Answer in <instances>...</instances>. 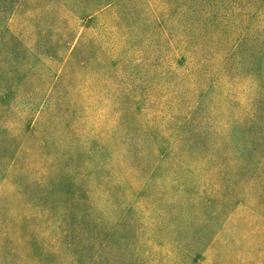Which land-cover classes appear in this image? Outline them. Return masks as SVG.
Masks as SVG:
<instances>
[{"label": "rangeland", "instance_id": "obj_1", "mask_svg": "<svg viewBox=\"0 0 264 264\" xmlns=\"http://www.w3.org/2000/svg\"><path fill=\"white\" fill-rule=\"evenodd\" d=\"M132 1L140 21L130 28L129 42L120 41V5L78 20L84 46L94 37L111 47L112 59L125 54V87L139 109L141 135L130 140L117 127L113 92L108 105L86 91L75 93L84 107L82 131L105 137L114 152L108 177L65 185L37 204L38 191L30 189L50 183L32 131L40 90L18 91L8 109L0 105V142L26 146L9 170L0 171V180L9 175L0 203V264H264V71L228 73L212 83L191 119V128L201 132V145L193 147L189 134L179 137L177 129L197 102V67L164 37L145 35L181 0ZM32 3L26 0L28 7ZM218 3L234 8L231 21L248 27L251 40L264 42V0ZM22 24L14 16L12 29ZM256 49L264 65V46ZM150 129L153 158L164 153L152 177L151 162L143 161L146 147L136 153L134 168L126 162L131 143L142 145Z\"/></svg>", "mask_w": 264, "mask_h": 264}, {"label": "trees", "instance_id": "obj_2", "mask_svg": "<svg viewBox=\"0 0 264 264\" xmlns=\"http://www.w3.org/2000/svg\"><path fill=\"white\" fill-rule=\"evenodd\" d=\"M218 2L181 0L180 7L173 14L165 15L161 21L156 17L151 30L145 33L148 37L154 34L164 37L175 50L186 55L189 65L197 67L199 77L193 81L198 92L197 102L189 115L180 119L177 129L179 137L189 134L188 142L195 148L201 145V132L191 128V119L206 100L212 83L228 73H249L257 67L264 71L263 63H259L262 55L256 49L257 44L264 46V42L251 40L248 27L237 24L236 27L231 21L234 8ZM112 5L123 8L119 19L125 35H121L120 41L129 42L132 38L130 28L138 26L140 21L132 0H33L29 7L26 0H0V105L8 109L11 105L9 99L18 91L36 86L40 90L38 116L32 131L43 162L50 169L43 178L50 183L48 187L30 189L31 192L38 191L34 199L37 204L44 203L46 197L53 196L56 191L60 193L65 185L79 187L85 182L106 178L115 168L109 160L114 152L108 149L105 137L82 131L80 118L84 107L78 103L75 93L84 94L86 91L94 94L96 103L108 105L107 99L113 92L111 99L119 112L117 127H122L124 137L128 136L130 140L141 135L139 109L132 107L135 103L132 89L125 87V54L112 59L111 47L104 45L99 38H90L84 46L78 35V20L83 15ZM16 15L22 17L23 24L22 28L20 25L19 29L13 30L11 24ZM135 46L127 44V48ZM27 59L31 61L26 63ZM109 76L110 82L114 79L112 90ZM129 100L132 110L126 107ZM151 130L142 145L131 143L127 150L130 155L123 158L134 168L140 163L136 153L146 147L148 159L143 161L151 162L148 168L152 177L164 153L153 158L155 138L152 139ZM24 149V144L17 148L1 141L0 171L9 170ZM124 159L121 157L122 161ZM8 181V174L0 180V203ZM78 194L86 193L81 191ZM3 222L0 219V223Z\"/></svg>", "mask_w": 264, "mask_h": 264}]
</instances>
